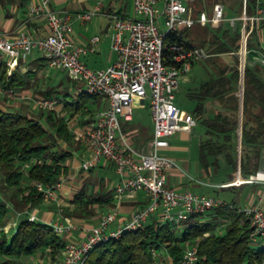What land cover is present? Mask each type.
<instances>
[{
  "label": "built area",
  "instance_id": "1",
  "mask_svg": "<svg viewBox=\"0 0 264 264\" xmlns=\"http://www.w3.org/2000/svg\"><path fill=\"white\" fill-rule=\"evenodd\" d=\"M196 0H133L134 15L112 14L111 48L115 60L104 68L94 69L81 59V55L95 50L98 35L87 43L74 41L73 20L92 19L102 11L104 3L98 0L91 9L83 11H58L51 6V0H34L28 6L30 17L41 16L49 31L45 35L33 36L21 32L16 36L0 35V55L6 59L11 74L18 61L34 50H40L46 62L55 68L66 70L68 75L81 82L79 93H87L102 98L105 102L85 114L86 121L68 118L74 137L80 141L84 155L78 168L89 171L102 160L109 161L120 176L113 193L114 207L104 211L96 222L82 219H64L54 212L41 216L36 208L28 212L32 221H44L54 231L64 237L74 230L84 231L85 236L69 239L64 243L61 264H83L92 248L100 242L118 238L126 230L144 227L153 215L162 221L179 222L194 213H207L222 202L215 197L191 189L180 191L169 184L168 171L176 162L162 148L170 145V137L178 131H191L197 124V117L185 111L176 101L182 77L188 75L194 64L207 59L210 53L197 45H186L178 41L166 42V35L195 24L219 25L224 21L241 30L240 97L243 96L244 68L246 56L255 51L254 57L264 64V47L261 31L264 24L263 0H257L255 10L249 13L247 0L243 1L242 11L235 15L227 14V5L218 1L209 10L197 7ZM164 26V28H163ZM256 32L260 48H249L248 41ZM258 52L260 54H258ZM258 62V61H257ZM19 95L14 87L0 83V96L14 100ZM39 110H53L63 114V96H34L31 98ZM138 104L148 105L153 122V135L147 148H136L129 139L124 122L134 117ZM89 110L88 107H86ZM75 125V126H74ZM36 159L22 163L21 169L27 173ZM62 180L54 184L35 181L34 185L42 194L43 202L55 197L56 188ZM244 183L264 184V149L259 156V165L254 174L243 177L240 167L227 185ZM29 189L24 191L25 194ZM140 192L148 197L147 203L136 206L131 217L116 225L118 210L125 200H135ZM264 194L251 192L246 203L237 209L251 219V240L264 244ZM20 213L18 212V216ZM13 223L0 226L8 230ZM9 234V232L7 231ZM180 264H196L197 243L185 242ZM154 256L158 254L154 250ZM260 264H264V261Z\"/></svg>",
  "mask_w": 264,
  "mask_h": 264
},
{
  "label": "trees",
  "instance_id": "2",
  "mask_svg": "<svg viewBox=\"0 0 264 264\" xmlns=\"http://www.w3.org/2000/svg\"><path fill=\"white\" fill-rule=\"evenodd\" d=\"M211 1L196 0L195 3L197 7L209 10L219 0ZM256 1L247 0L249 13L254 12ZM235 3L236 11H233L240 13L243 1L235 0ZM228 10L227 7V14ZM195 28L203 29L202 37H191V31ZM255 35L256 32L253 41H248L249 48L261 47ZM165 41L202 46L210 53L209 57L231 55V61L218 66L216 74L202 81L193 95L198 99L194 113L200 118L199 122L207 135L206 140L200 143V159L204 166L212 163L217 168L223 155L234 169L231 178L235 175L238 161L243 177L254 174L261 150L264 149V64L252 62V54H247L241 98L238 94L242 73L238 53L241 46L240 28L227 21L219 25L198 23L168 33ZM42 60L46 62L44 58ZM27 76L30 74L27 73ZM0 83L16 89L28 85L17 71L8 74L5 62L0 63ZM62 96L70 119L92 111L86 107L98 97L83 92L76 95L65 92ZM207 99L218 100L223 110L212 117H201ZM40 111L41 114L34 117L23 110L0 108V172L7 185L16 189L11 205L0 198V226L6 224L13 209L20 213L12 233L0 229V264H23L20 260L22 257L34 256L39 250L49 252L56 258V254L64 249V239L51 225L41 220L32 221L28 217V212L43 202L34 182L54 184L60 181L67 172L65 161L73 154L60 145L61 139L68 141L73 137L68 118L58 116L53 110ZM43 117L47 122L43 121ZM239 139L241 152L238 159L235 149ZM33 158L36 162L25 173L21 169L22 163ZM23 181L27 182L25 187ZM27 188L29 192L23 193ZM111 195L112 191L88 193L82 189L75 194L73 201L78 205L72 213L84 218L95 214L93 206L109 203ZM237 206L236 202L222 203L207 213H194L179 222L162 221L153 215L144 227L126 230L118 238L95 245L83 264H156L158 254L164 250L171 257L170 264H180L186 241L197 243L196 264H260L264 261V244L253 243L251 219ZM210 213L212 217L205 218ZM220 227H223L221 231ZM154 250L158 251L156 256ZM34 264L44 263L38 261Z\"/></svg>",
  "mask_w": 264,
  "mask_h": 264
},
{
  "label": "crops",
  "instance_id": "3",
  "mask_svg": "<svg viewBox=\"0 0 264 264\" xmlns=\"http://www.w3.org/2000/svg\"><path fill=\"white\" fill-rule=\"evenodd\" d=\"M32 1L34 0H0V35L12 37L24 31L33 36H41L48 33L49 28L46 25L45 19L43 17H30L28 15V6ZM97 1L98 0H51V6L58 11L76 12L91 9ZM102 1L104 3L102 11L92 19L83 21L75 18L73 20L74 30L72 37L76 43H87L90 41L92 36H99V40L95 45V50H90L87 53L81 55V59L84 61V63L94 69L108 66L115 60L116 57L115 52L111 48L112 14L120 13L124 15H134V10L133 12H130L128 9L127 11L124 10L125 8H123V0ZM263 29L264 27H262L260 30L262 31ZM263 41L264 40H262V42ZM43 58L44 57L41 51L36 49L26 57L19 59L18 64L15 66L13 71H17L20 75H22L27 80L28 85L27 87H21L17 89L19 95L14 100H6L0 96V108L11 110L21 109L22 107L26 106L27 103L31 104L32 97L45 94H49L51 96L63 95L65 92H69L72 95L78 94V89L81 86V82L72 79L66 70L50 66L47 62L42 60ZM2 62L7 64L5 57L0 55V63ZM27 73H29L30 76H27ZM182 81H191V77L185 75L182 77L181 82ZM104 102L105 101L102 98L97 97L91 100L87 106L89 109L93 110L98 106L103 105ZM145 106L138 104V101H136L135 108H145ZM62 108L63 114L57 112L56 114L61 117L65 116L69 118V114L65 110L64 105ZM148 110L150 121L146 123L145 130L142 129V127L138 128L133 126L132 123L129 124V122H134V117L131 121H126L123 123L124 126L128 125L126 131L129 133L130 141L136 147L147 148L149 139L153 135V122L150 109ZM184 110L187 111L186 109ZM79 118L81 123L86 121L85 115H79ZM42 119L43 121L47 122L45 117ZM69 126L71 125L69 124ZM70 130L73 133V137L68 141L63 139L60 140V145L71 150L73 153L72 156L65 161L67 172L61 179V185L56 188L54 199H52L49 203L41 202L39 206L35 208L37 213L43 217L50 212H54L58 216L61 214L64 219L76 218L93 223L98 220L101 212L114 207L115 203L113 202V195L110 196L109 203L93 206L96 210L95 214L88 215L85 218H80L79 216L72 213V211L76 209L78 205L73 201L75 194L82 189H85L88 193H108L109 191L114 193L115 185L119 182L120 176L116 172L115 167L106 160H102L99 165L89 171L79 169L78 163L84 155L83 147L81 142L75 139L74 129L70 127ZM193 130L194 128L190 132ZM188 132L189 131H178L173 134L172 137L176 134L183 135ZM201 135H199L200 137L198 139V154H192L191 152V155H189L188 146L186 148L178 149L177 151L180 152H178L175 156H170L175 160L176 164L168 171L169 184L180 191L187 189L192 190L194 187L217 188L222 191H220L222 193L220 194L222 197L220 201L225 203L241 202L239 205L245 204L247 196L249 193H251L250 189L251 187H255V184L244 183L242 185L223 186L225 183L222 181V179H232L231 175L234 172L232 166L227 163L226 159H223L224 157L219 158V165L221 164L222 167L227 165L224 173L221 174L222 179L219 181L214 180L215 176L212 174L217 173L219 167L216 168L212 163L206 167L201 162ZM178 138L179 136L177 139ZM171 143L172 141L170 139L168 150L171 149ZM225 189H230V191H224ZM239 192L241 194H239ZM147 201L148 197L144 192H140L137 199L135 200L123 201L118 210L115 226L129 219L136 206H142L147 203ZM263 204L262 206L264 207ZM11 213L12 216L10 220L13 223V221L18 220L19 216L17 211H12ZM85 233L86 232L84 231L74 230L62 238L64 241L69 239H79L84 237ZM62 258L63 254L61 253L57 260L61 262Z\"/></svg>",
  "mask_w": 264,
  "mask_h": 264
},
{
  "label": "rangeland",
  "instance_id": "4",
  "mask_svg": "<svg viewBox=\"0 0 264 264\" xmlns=\"http://www.w3.org/2000/svg\"><path fill=\"white\" fill-rule=\"evenodd\" d=\"M212 1H214V0H212ZM219 1L225 2L227 7L229 8V10H228L229 16H235V15L239 14L238 12H235L236 7H237L235 0H219ZM123 8H125L124 10H126V11L128 9L130 12H133V0H123ZM233 10H235V11H233ZM262 27H264V25H262ZM163 28H164V26H163ZM197 30H198V28H195L191 31V37L192 38H198V37L203 36V33H204L203 29H199L198 31ZM262 31H259L258 33L261 34V38H262V40H264V29ZM251 40L252 41L254 40V34H253V37ZM259 45H261L260 42H259ZM262 45L264 47V41L262 42ZM249 53L252 54V55L249 54L250 60L252 62L258 61L257 63H260L258 58L254 57V55L257 54V52L251 51ZM258 54H260V53L258 52ZM230 61H231V55L222 54L219 56H211V57H208L207 59L200 60L199 62H197L188 74V76L191 77V81H188V82L182 81L180 83V87H179L177 94H176L177 95V98H176L177 103L182 108H184L187 111H190L192 114L196 115L194 113V110H195L196 106L198 105V99L193 97V95L197 93L199 84L202 81L209 78L210 75L216 74V68L218 66H224V65L228 64ZM263 73H264V69H263ZM243 88H244V86H243ZM239 90H240V87H239ZM239 90H238V93L240 92ZM6 100H8V99H6ZM204 102H205V111L202 113L201 117H212L217 111L223 110V107L221 106V104L216 99H207ZM134 109H135V111H134V122H129V124L132 123L133 126H136L138 128L142 127V129L145 130L146 129V123L150 121V116L148 114L149 106L146 105L145 108H134ZM17 110H23L24 112H27V113L33 115L34 117L39 116L42 112L34 106L32 101H31V104L27 103L26 106L22 107L21 109H17ZM197 119H198V124L194 127V130L192 132H190V133L188 132V133H185L183 135L176 134L173 137L171 136L170 137V139L172 141L171 149L168 150V147L162 148L161 152L167 154L168 156H175L178 152H180V151H177L178 149L186 148L189 146L188 147V150H189L188 154L189 155H191V152H192V154H198L199 153L198 139L200 137L199 135L202 134L200 143L204 142L206 140L207 135L205 134V128L199 122L200 118L197 117ZM69 124H71V122ZM127 126L128 125H125L124 127L127 128ZM178 136H179V138L177 139ZM239 136H241V131H239ZM141 138H142V136H141ZM136 148L140 149V147H136ZM240 152H241V144H240V139H239V142H238L236 149H235V153L238 156V159H239ZM181 153H182V151H181ZM223 157H224L223 155L220 156V158H223ZM223 159L225 160V158H223ZM239 164L240 163L238 161V165H237L236 170L238 169ZM226 167H227V165L225 167H222V165L220 164L219 170L217 171V173L212 174L213 176H215L214 180L219 181L220 179H222L221 174L224 173ZM234 174H236V171ZM224 177H226V176H224ZM232 179L228 180L227 178H223L222 181L225 183V184L223 183L224 184L223 186H226L227 183ZM22 185L25 187L27 185V182L23 181ZM15 190L16 189L13 186L7 185V183L4 181V179L2 177V173L0 172V198L6 200L11 205V200L14 199V197H15V194H14ZM192 190L207 194V195L212 196V197H215L218 200L222 199V197L220 195V194H222L221 193L222 191L217 189V188L194 187ZM24 191H26V189H24ZM24 191H22V192L24 193ZM218 191L219 192L221 191V192L219 193ZM224 191H230V189H225ZM250 192H260V193L264 194V184H257V185L255 184V187H251ZM239 194H241V193L239 192ZM237 204L239 205V204H241V202H239ZM12 211H15V210L13 209ZM81 211L82 210H80L79 212H81ZM11 212L9 213L6 224L12 223L10 220V218L12 216ZM102 213L103 212H101V214ZM211 217H212V213L205 215V218H211ZM14 226L15 225H12L10 229L4 230V232L7 233V231H8L9 234L12 233V228ZM223 227H225V225H223ZM223 227H220L219 230L221 231V229ZM41 251H43V250H39L37 254H35L34 256H31L29 258L28 257H22L20 260L23 264H34L38 261L43 262L44 264H61V262L58 261L57 258L61 255V253L63 254V252H64L63 250H61V252L56 254V258L52 257V255L49 252L45 251L44 253H42ZM170 260H171L170 256L164 250L163 252L158 254L156 264H170Z\"/></svg>",
  "mask_w": 264,
  "mask_h": 264
},
{
  "label": "water",
  "instance_id": "5",
  "mask_svg": "<svg viewBox=\"0 0 264 264\" xmlns=\"http://www.w3.org/2000/svg\"><path fill=\"white\" fill-rule=\"evenodd\" d=\"M240 115H241V119H242V111L240 112ZM15 230H17V229H15Z\"/></svg>",
  "mask_w": 264,
  "mask_h": 264
}]
</instances>
